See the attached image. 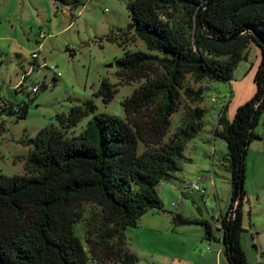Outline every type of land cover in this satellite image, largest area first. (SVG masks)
<instances>
[{
    "label": "trees",
    "instance_id": "1",
    "mask_svg": "<svg viewBox=\"0 0 264 264\" xmlns=\"http://www.w3.org/2000/svg\"><path fill=\"white\" fill-rule=\"evenodd\" d=\"M58 2L77 8L86 1ZM126 9L128 27L150 50H125L116 59L120 81L144 78L121 102L127 119L95 113V100L90 98L58 114L60 128L43 127L26 141L33 147L25 158V172L0 173V264H87L83 242L74 232L76 206L82 200L99 204L104 222L114 227L108 234L118 244L115 253L111 251L112 263H138L124 231L136 227L147 210H164L156 185L176 178L179 160H190L183 153L186 143L203 128L205 110L195 106L190 119L164 139L186 75L228 81L254 43L261 53L253 78L256 90L237 106L232 120L225 114V104L213 128L214 137L227 144L231 184L229 208L219 217L220 236L213 237L206 219L180 212L171 216L176 225L202 223L205 236L222 244L228 264H249L239 236L245 155L251 140L261 137L254 127L264 112V0H128ZM168 10L186 14L190 31L171 25ZM107 39L112 41V34ZM116 91L115 84L102 78L95 95L107 103ZM184 93L203 97L200 89L186 87ZM4 110L17 118L27 116L26 103H11ZM91 114L79 133L68 134Z\"/></svg>",
    "mask_w": 264,
    "mask_h": 264
},
{
    "label": "rangeland",
    "instance_id": "2",
    "mask_svg": "<svg viewBox=\"0 0 264 264\" xmlns=\"http://www.w3.org/2000/svg\"><path fill=\"white\" fill-rule=\"evenodd\" d=\"M85 1L74 8L58 0H0V173L23 174L25 158L33 147L26 141L43 127L60 128L56 116L66 114L73 104L92 98L95 113L127 119L121 102L144 78L131 83L120 81L116 59L125 50H150L127 25L128 0ZM166 17L174 27L190 31L187 16L181 10H168ZM110 34L112 41L107 39ZM34 51L35 58L31 55ZM245 56L228 81L186 75L184 88L200 89L203 97L187 96L184 88L180 89V103L164 139L190 119L195 106L205 110L203 128L186 143L183 152L193 159H180L176 178L163 179L156 185L165 211L147 210L138 218L136 227L129 226L124 232L127 247L138 256L136 264H216L210 257L208 261L201 259L212 245L219 246L216 240L205 236V226L195 222L176 225L171 216L180 212L184 217L206 219L213 237L220 236L214 225L219 227V217L229 208L231 199L227 144L215 137L213 154L207 137L225 104V114L232 120L237 106L248 101L256 90L253 78L261 58L259 46L250 43ZM102 78L117 87L107 103L95 95ZM34 85L39 86L35 92ZM11 103H26L27 116L17 118V114L4 110ZM90 117L92 114L83 117L68 134L79 133ZM254 130L261 137L251 140L245 155L243 229L239 241L249 264H264V112ZM143 148L140 143V151ZM206 173L209 179H202ZM188 182L204 187V194L186 188L184 184ZM76 212L74 232L83 242L87 264H113L118 244L115 237L108 236L114 227L104 222L103 209L95 202L82 200ZM219 258L220 264H228L223 256Z\"/></svg>",
    "mask_w": 264,
    "mask_h": 264
},
{
    "label": "crops",
    "instance_id": "3",
    "mask_svg": "<svg viewBox=\"0 0 264 264\" xmlns=\"http://www.w3.org/2000/svg\"><path fill=\"white\" fill-rule=\"evenodd\" d=\"M218 117H219V113H217V119H216V121L212 124V127H211V129H210V131L208 130V134H209V136L210 137H207V140H209V142H211V144L209 143V145H210V147H211V152L214 154L215 153V151H216V148H215V143H214V141H215V137H214V134H213V128H215L216 127V125H217V121H218ZM202 133V132H201ZM202 137V135L200 136V138ZM196 138V137H195ZM192 139H194V137L192 138ZM191 139V140H192ZM191 140H189V141H191ZM188 141V142H189ZM195 146V145H194ZM185 150H186V146H185ZM211 153V154H212ZM185 155V154H184ZM186 156V155H185ZM187 158H190V160H192L193 158L192 157H190V156H186ZM210 173H211V175L213 176V174H212V171H210ZM178 173L177 172H175V175H177ZM207 174V173H206ZM212 176H211V179H212ZM201 178L202 179H209V176H208V174L207 175H202L201 176ZM184 204V201L182 200V202H181V206ZM214 227H217L218 228V224L216 223V225H214ZM127 230V229H126ZM125 232V231H124ZM209 240V239H208ZM210 242H211V240H209ZM216 242H218V244H219V246H214V245H212V247L208 250L209 252H205V253H203V255H202V257H201V259L202 260H206V261H208V258L210 257L212 260H214V262L216 263V264H220V258H219V256L221 255V256H223V258H224V260H225V262L227 263V261H226V258L224 257V255L222 254V253H219V249H221V244H220V242L218 241V240H216ZM210 255H209V254Z\"/></svg>",
    "mask_w": 264,
    "mask_h": 264
},
{
    "label": "built area",
    "instance_id": "4",
    "mask_svg": "<svg viewBox=\"0 0 264 264\" xmlns=\"http://www.w3.org/2000/svg\"><path fill=\"white\" fill-rule=\"evenodd\" d=\"M42 37L44 36V34L41 35ZM32 57L35 58L37 57V53L36 51L32 52L31 53ZM45 64V63H44ZM34 65V64H33ZM26 73V72H25ZM38 90V85H34L32 87V91H37ZM184 186L188 189H191V190H194L196 192H199L201 193L202 195L204 194L205 192V188L202 187V186H199V184L197 182H188V183H185ZM221 244V243H220ZM222 244H221V249H219V252L222 253Z\"/></svg>",
    "mask_w": 264,
    "mask_h": 264
}]
</instances>
